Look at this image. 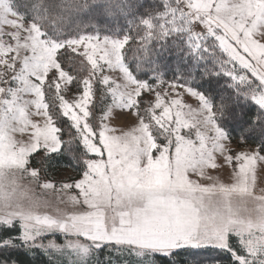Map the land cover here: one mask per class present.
I'll return each mask as SVG.
<instances>
[{"label":"snow or ice","instance_id":"obj_1","mask_svg":"<svg viewBox=\"0 0 264 264\" xmlns=\"http://www.w3.org/2000/svg\"><path fill=\"white\" fill-rule=\"evenodd\" d=\"M181 3L170 31L211 64L171 91L128 68L129 33L0 31V264H264V0Z\"/></svg>","mask_w":264,"mask_h":264},{"label":"trees","instance_id":"obj_2","mask_svg":"<svg viewBox=\"0 0 264 264\" xmlns=\"http://www.w3.org/2000/svg\"><path fill=\"white\" fill-rule=\"evenodd\" d=\"M6 1L14 13L26 14L24 21L40 24L41 28L56 39L85 32H98L100 37L131 34L133 41L123 50L124 62L137 79H148L150 83L162 80L186 84L192 76L190 69L194 65L206 68L211 64L210 59L199 60L196 64L198 56L185 57L187 49L181 36L187 37L188 34L171 33L168 25L171 14H163V0H73L72 5L67 0H27V3L25 0ZM86 4H99L101 7L85 8ZM168 7H177L176 0H168ZM144 18L151 19L154 25L152 36L150 41L146 38L137 42L136 37L144 36L146 31V27L141 24ZM162 24L163 28L169 29V34L164 38H161ZM80 67L79 64L75 65L76 69ZM61 126L64 128L65 140L75 136L70 127ZM51 164L52 175L66 168L69 171L74 169V165L69 167V161L60 157L52 160Z\"/></svg>","mask_w":264,"mask_h":264},{"label":"rangeland","instance_id":"obj_3","mask_svg":"<svg viewBox=\"0 0 264 264\" xmlns=\"http://www.w3.org/2000/svg\"><path fill=\"white\" fill-rule=\"evenodd\" d=\"M177 5V4H176ZM182 7V3L177 5V8ZM171 16L173 15L172 13H170ZM7 20V23H4V20ZM18 19H20V17H18L17 15H15V13L11 10V8L9 7L8 3L6 0H0V31H9L11 30L10 28H8V24H12L13 22L17 21ZM171 19V17H170ZM186 19V17L184 18ZM184 19H181L179 21H177V23L179 24H183L184 23ZM22 22L26 25L30 24V22H26L24 20H22ZM170 25V24H168ZM171 27V25H170ZM18 30V29H17ZM101 40L103 39V37H100ZM5 43H7V41H5ZM24 52L21 50L20 55L21 57L24 56ZM88 73V68L87 66H85V68L80 72L77 71L76 75L78 77H83L84 75H86ZM180 85V84H178ZM165 88H168L169 91H171V88L169 87V82H163L160 87H159V91L163 92L165 90ZM53 93L49 92V100L52 104H55L56 101L54 99H52ZM109 97L107 96L106 90L99 84L97 83L96 85V101H95V108L97 113L100 112L105 105H107L109 103ZM66 174L65 171H60L56 174H54L53 176H60V175H64Z\"/></svg>","mask_w":264,"mask_h":264}]
</instances>
